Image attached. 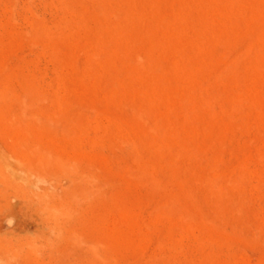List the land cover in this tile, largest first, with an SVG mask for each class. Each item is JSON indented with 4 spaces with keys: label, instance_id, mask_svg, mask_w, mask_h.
<instances>
[{
    "label": "rangeland",
    "instance_id": "1",
    "mask_svg": "<svg viewBox=\"0 0 264 264\" xmlns=\"http://www.w3.org/2000/svg\"><path fill=\"white\" fill-rule=\"evenodd\" d=\"M0 158L56 206L55 160L88 170L96 249L28 212L0 264H264V0H0Z\"/></svg>",
    "mask_w": 264,
    "mask_h": 264
},
{
    "label": "bare ground",
    "instance_id": "2",
    "mask_svg": "<svg viewBox=\"0 0 264 264\" xmlns=\"http://www.w3.org/2000/svg\"><path fill=\"white\" fill-rule=\"evenodd\" d=\"M20 159H21L20 163L23 165V168H24V166L29 161H26L25 158H20ZM163 159H165V158H163ZM39 163L42 164V165L47 166V164L49 162L46 161V160H41ZM55 163H56V165L58 167L56 166L57 168H54V169L57 170L59 175L62 174L63 177H66V180H67V184H65L66 186L63 187L62 190L58 187V189L61 190L60 192L63 193V198H59L60 200L58 199L59 201L57 203L58 204L57 206L55 204H49V202L47 201L46 198H48L49 196L52 195V193L49 191V189L50 188H52V189L54 188L53 190H55V186L58 185V182L60 181V179H57L55 177V178H53L52 182H50L48 185L40 186V187H37L35 189H32V188L26 189V188L23 187L22 184L30 185V183H29L30 181L28 179V177H29L28 174L26 173V174H23V175H19V174L13 173L12 171H10L8 169V166L0 158V225L2 223H4V222H6V224L9 222V225H10V223L13 220L18 219L19 215L25 214V216H27L28 212H32V213L36 214V217L38 219L37 220V224L35 225L36 226V233L38 234L40 239H43L45 241L47 247L50 248L49 249V248H45L44 247V249H49L52 252L55 251V250L57 252H59L58 250H60V249L57 250V248L59 246H62V245L65 244V245H69V246L75 248L77 251H79L83 255V258H86V260H88L89 257H91L96 252L95 247L93 246V244H89L88 243L87 246L85 245L86 247L84 246L85 247V249H84L82 247V245H84L85 243H82L83 242V241H81L82 239H80L76 235L77 234L76 232L74 234V232L71 231V228H70V226L72 225L71 223H72V221L74 219L72 211L74 212L75 209H76L75 207L77 205V201H78L77 199L80 196L81 197L83 196L85 198H87L88 195L92 196V194H90L91 193V187H90L91 186V179L87 175V171L88 170L86 171V174H85V173L80 172L78 169H75V168L73 170L69 169V168H66L64 166L65 165L64 162H61L59 160H55ZM28 168H30V167H28ZM88 168H90V167H88ZM31 169L28 170V172L31 173L35 168H33L32 171H31ZM56 170H54L55 173H57ZM54 171H52L51 173L53 174ZM35 172H36V170H35ZM23 173H25V172H23ZM139 178H140V176H139ZM51 179H52V177H51ZM219 184H220V182H219ZM235 184H236V182H235ZM234 187L238 188V186H234ZM93 193H94V191H93ZM174 195H176V194H174ZM13 199H17L18 201L15 204H13L12 203ZM173 199L170 202L168 200H166V201L171 203V202H174L177 198L176 199L173 198ZM168 202H167V207H168V204H169ZM217 202H219V201H217ZM209 203H211V202H209ZM174 204H175V202H174ZM169 210H172V209H169ZM163 211H164V209H163ZM29 215H31V214L29 213ZM19 223H21V224H19ZM19 223H16L17 225H14V226H17V228H19L18 231H20V229H24V228H22L23 223L22 222H19ZM71 227H73V225ZM0 228L2 229V225H1ZM13 228L14 227L12 226V229H10V230H13ZM15 229H16V227H15ZM15 229H14V231H15ZM7 230H9V229H7ZM34 231H35V229H34ZM6 232H8V231H6ZM10 232L11 231H9L8 233H10ZM21 232H23V231H21ZM77 232H78V230H77ZM36 233H34V234H36ZM1 234H3V232H1ZM12 234L13 233H11L10 235H12ZM4 235L6 236V233H4ZM5 236H3V237H5ZM4 239L0 238V259L10 256L11 251H12L11 244H9V242H8V240H6V238H4ZM40 239H38V240H40ZM24 241H25V239H24ZM27 243H26V246H29V245H27ZM40 243H42V241ZM40 243H39V245L41 246ZM22 244H24V243H22ZM31 244L35 245V243H31ZM20 245H19V247H20ZM42 246H43V243H42ZM24 247L25 246L21 247L20 249H22ZM37 247H38L37 245H36V247H32V251H34L35 248H37ZM38 249H39L38 250V252H39L40 249H42V247L38 248ZM18 251L20 252V250H18ZM26 251H27V249L24 250V252H26ZM61 251L62 250H60V252ZM19 252H18V254H20ZM64 252H65V250H64ZM42 253H37V255H40V254L42 255ZM61 253H63V252H61ZM74 253H75V250H74ZM27 254L29 255V253H27ZM27 254H25V255H27ZM79 261H83V260H79ZM106 261L108 262L109 260L107 259Z\"/></svg>",
    "mask_w": 264,
    "mask_h": 264
}]
</instances>
